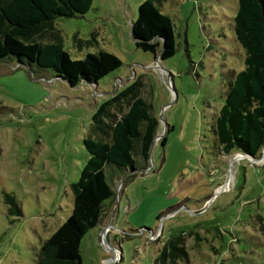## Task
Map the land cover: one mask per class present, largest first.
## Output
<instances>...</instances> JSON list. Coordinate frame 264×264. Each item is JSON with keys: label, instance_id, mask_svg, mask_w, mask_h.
Returning <instances> with one entry per match:
<instances>
[{"label": "rangeland", "instance_id": "374dc122", "mask_svg": "<svg viewBox=\"0 0 264 264\" xmlns=\"http://www.w3.org/2000/svg\"><path fill=\"white\" fill-rule=\"evenodd\" d=\"M143 1L93 0L86 14L57 18L38 36L54 43L58 32L72 60L115 55L122 66L95 85L71 87L53 70L0 62V264H36L41 243L71 213L92 115L133 82L160 138L146 164L134 158L136 177L114 178V200L82 240V263L154 264L165 242L183 235L188 258L178 264H264V147L252 160L226 155L212 131L227 83L244 69L232 25L237 0H166L160 10L176 46L164 61L132 40Z\"/></svg>", "mask_w": 264, "mask_h": 264}, {"label": "trees", "instance_id": "16d2710c", "mask_svg": "<svg viewBox=\"0 0 264 264\" xmlns=\"http://www.w3.org/2000/svg\"><path fill=\"white\" fill-rule=\"evenodd\" d=\"M166 0H144L132 24L135 46L160 61L175 54V33L171 19L161 13ZM93 0H0V62L14 60L19 66L34 65L53 70L69 86L95 85L122 66L113 54L103 50L72 60L62 48L59 33L54 43L36 42L42 31L57 18L86 14ZM236 41L245 53L244 69L227 83L223 104L214 118L212 131L221 150L256 158L264 147V0H237L232 20ZM81 41L74 37V41ZM133 82L105 100L92 115L90 137L83 141L88 159L78 180L70 185L72 210L57 230L41 243L36 264H83L81 243L86 234L100 225L115 198V177L137 175L135 157L146 164L157 136L158 119L151 104L138 95ZM121 103L127 109L118 117L110 114ZM165 137L160 140L165 145ZM12 211L21 214L12 195H6ZM158 218V216H157ZM188 258L183 235L169 238L154 264H178Z\"/></svg>", "mask_w": 264, "mask_h": 264}, {"label": "water", "instance_id": "95a60500", "mask_svg": "<svg viewBox=\"0 0 264 264\" xmlns=\"http://www.w3.org/2000/svg\"><path fill=\"white\" fill-rule=\"evenodd\" d=\"M58 79H61V78H58ZM160 138V136H156L155 137V139H154V141H153V143L156 141V140H158ZM244 158H246V159H248V160H252V158L251 157H244Z\"/></svg>", "mask_w": 264, "mask_h": 264}]
</instances>
